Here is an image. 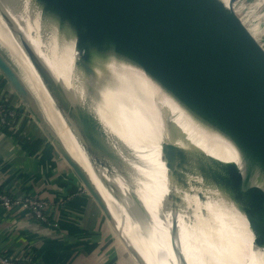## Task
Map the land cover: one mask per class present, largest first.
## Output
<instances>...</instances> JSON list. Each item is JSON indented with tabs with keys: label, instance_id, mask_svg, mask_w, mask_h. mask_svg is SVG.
I'll list each match as a JSON object with an SVG mask.
<instances>
[{
	"label": "bare ground",
	"instance_id": "bare-ground-1",
	"mask_svg": "<svg viewBox=\"0 0 264 264\" xmlns=\"http://www.w3.org/2000/svg\"><path fill=\"white\" fill-rule=\"evenodd\" d=\"M0 3L47 65L60 100L1 14L0 44L14 57L38 107L56 124L63 145L104 198L115 229L141 264H264V246L254 243L242 200L199 169L223 173L215 160L237 163L244 171L240 149L228 135L134 61L114 51L80 49L75 31L44 12L37 0ZM66 103L94 114L126 171L92 161ZM252 182L264 188L259 169Z\"/></svg>",
	"mask_w": 264,
	"mask_h": 264
},
{
	"label": "water",
	"instance_id": "water-1",
	"mask_svg": "<svg viewBox=\"0 0 264 264\" xmlns=\"http://www.w3.org/2000/svg\"><path fill=\"white\" fill-rule=\"evenodd\" d=\"M37 1L49 16L75 31L80 49L114 51L139 64L189 109L236 143L244 171L237 163L215 160L223 173L204 166L199 169L204 177L239 196L254 243L264 246V188L252 182L257 169L264 174V45L239 14L237 0H231L232 6L222 0ZM0 14L22 41L52 96L60 100L61 91L47 65L34 53L1 3ZM0 70L23 101L34 106L36 102L20 72L1 49ZM63 106L69 110L71 123L92 161L126 171L125 160L112 150L94 114L77 103ZM36 115L44 122L38 112ZM51 135L64 159L112 217L86 172L54 131ZM171 173L178 183H184L178 172Z\"/></svg>",
	"mask_w": 264,
	"mask_h": 264
},
{
	"label": "crops",
	"instance_id": "crops-1",
	"mask_svg": "<svg viewBox=\"0 0 264 264\" xmlns=\"http://www.w3.org/2000/svg\"><path fill=\"white\" fill-rule=\"evenodd\" d=\"M0 103L14 109L0 122V187L14 197L48 202L47 223L21 205H0V254L34 264H140L112 219L56 147L43 106L35 116L0 70ZM30 109V110H29Z\"/></svg>",
	"mask_w": 264,
	"mask_h": 264
},
{
	"label": "built area",
	"instance_id": "built-area-1",
	"mask_svg": "<svg viewBox=\"0 0 264 264\" xmlns=\"http://www.w3.org/2000/svg\"><path fill=\"white\" fill-rule=\"evenodd\" d=\"M14 109L0 103V122L2 124H11L14 117ZM0 205L6 208H12L21 205L28 208L37 219L47 223L46 209L48 202L45 199L36 197H14L11 193L4 191L0 187ZM0 264H34L28 261H12L8 256L0 254Z\"/></svg>",
	"mask_w": 264,
	"mask_h": 264
},
{
	"label": "rangeland",
	"instance_id": "rangeland-1",
	"mask_svg": "<svg viewBox=\"0 0 264 264\" xmlns=\"http://www.w3.org/2000/svg\"><path fill=\"white\" fill-rule=\"evenodd\" d=\"M223 1L227 6L233 5L231 0H223ZM236 7L239 9V14L245 19L246 23L251 27L250 30L252 31L254 36H257V38L260 40V42H262V44L264 45V0H237V6ZM0 49L4 52L5 55H7V57L11 60V62L17 67V69L19 71L20 70L19 65L16 63L14 57H12L8 48H6L0 44ZM30 82L32 84H34V86H35L34 81L30 80ZM30 107H31L30 109L33 112V114L35 116H37L36 115L37 112L39 114V109H38L37 103L34 104V106H30ZM52 131L50 130V132H52ZM85 186L89 190L88 186L87 185H85ZM98 193H99V191H98ZM100 196H101V194H100ZM101 199L105 203V200L102 196H101ZM110 218L112 219V217H110ZM112 223L114 224L113 221H112ZM134 243L136 246L138 245L137 240H135Z\"/></svg>",
	"mask_w": 264,
	"mask_h": 264
}]
</instances>
